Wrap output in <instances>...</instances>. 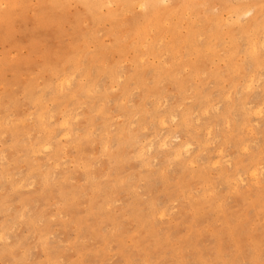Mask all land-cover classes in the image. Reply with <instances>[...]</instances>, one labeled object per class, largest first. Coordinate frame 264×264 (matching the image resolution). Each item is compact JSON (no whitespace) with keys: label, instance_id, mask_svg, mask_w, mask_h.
<instances>
[{"label":"rangeland","instance_id":"obj_1","mask_svg":"<svg viewBox=\"0 0 264 264\" xmlns=\"http://www.w3.org/2000/svg\"><path fill=\"white\" fill-rule=\"evenodd\" d=\"M106 1L0 0V264H264V0Z\"/></svg>","mask_w":264,"mask_h":264},{"label":"bare ground","instance_id":"obj_2","mask_svg":"<svg viewBox=\"0 0 264 264\" xmlns=\"http://www.w3.org/2000/svg\"><path fill=\"white\" fill-rule=\"evenodd\" d=\"M105 1H106V0H105ZM224 1H225V0H224ZM245 1H246V0H245ZM250 1H251V0H250ZM106 2H107V1H106ZM127 2L130 4V2L133 3V0H127ZM157 2H158V0H141L139 4H140V5H146V6H149V7H155V6H157V5H156ZM176 2H178V0H177ZM226 2H227V1H226ZM226 2H224V3H226ZM216 3H217V2H216ZM106 4H108V3H106ZM106 4H105V5H106ZM109 4H110V3H109ZM162 4H163V3H162ZM227 4H228V3H227ZM227 4H225V5H227ZM225 5H224V6H225ZM225 7H226V6H225ZM140 8H141V7H140ZM260 8H261V7H260ZM92 9H93V8H92ZM247 9H248V8H247ZM251 9H252V8H251ZM251 9H250V10L248 9V10L251 11ZM245 10H246V8H245ZM248 10H247V11H248ZM239 11H240V10H239ZM239 11H238V12H239ZM188 12H189V11H188ZM193 12H194V11H193ZM228 12H229V11H228ZM240 12H241V11H240ZM240 12H239V13H240ZM241 13H244V14H241V15H245L246 11H245V12L242 11ZM146 14H147V13H146ZM228 14H229V13H228ZM166 15H168V14H166ZM166 15H165V16H166ZM171 15H172V14H171ZM229 15H230V14H229ZM218 16H219V15H218ZM156 17H157V16H156ZM184 17H185V16H184ZM217 18H218V17H217ZM217 18H216V19H217ZM163 19H164V18H163ZM218 19H219V18H218ZM239 19L241 20V18H239ZM259 19H260V18H259ZM219 20H220V19H219ZM219 22H220V21H219ZM219 22H218V23H219ZM262 22H263V20H262ZM165 23H168V22L165 21ZM182 23H183V22H182ZM219 24H220V23H219ZM258 24H259V26L262 25V24H260V23H258ZM164 25H165V24H164ZM210 25H211V24H210ZM251 25H252V23H251ZM254 25H255V24H254ZM147 26H148V25H147ZM243 26H245V25H243ZM261 27H262V26H261ZM210 28H211V27H210ZM259 28H260V27H259ZM250 29H251V28H250ZM149 30H150V29H149ZM189 30H190V29H189ZM253 30H255V29H253ZM259 30H260V29H259ZM261 30H262V29H261ZM203 31H204V30H203ZM206 31H207V29H206ZM249 31H250V30H249ZM196 32H197V31H196ZM199 32H201V31H199ZM258 32H259V31H258ZM258 32H256L257 35H258ZM115 34H116V33H115ZM218 34H219V33H218ZM253 34H254V33H253ZM261 34H262V33H261ZM261 34H260V35H261ZM214 35H215V34H214ZM244 35H245V34H244ZM249 35H250V34H249ZM254 35L257 36L256 34H254ZM247 36H248V35H247ZM258 37H259V35H258ZM148 38H149V37H148ZM230 38H231V37H230ZM146 39H147V38H146ZM243 39H244V38H243ZM252 39H253V38H252ZM257 39H258V38H257ZM122 40H123V39H122ZM244 40H245V39H244ZM254 40H255V39H254ZM261 40H262V39H261ZM193 41H194V40H193ZM221 41H222V40H221ZM248 41H249V40H248ZM259 41H260V40H259ZM216 42H217V41H216ZM244 42H245V41H244ZM175 43H176V42H175ZM194 43H195V42H194ZM249 43L251 44L250 41H249ZM256 43H257V42H256ZM211 46H212V44H211ZM216 46H217V45H216ZM216 46H215V48H217ZM234 46H235V45H234ZM249 46H250V45H249ZM183 47H184V46H183ZM183 47H182V48H183ZM257 47H258V46H257ZM156 48H157V47H156ZM237 48H238V47H237ZM259 49H260V48H259ZM143 50H144V49H143ZM252 50H254V49L252 48ZM252 50H251V48H250L249 52L252 51ZM254 51H255V50H254ZM258 51H259V50H258ZM236 52H237V50H236ZM252 52H253V51H252ZM252 52H251V53H252ZM261 52H262V51H261ZM164 53H165V52H164ZM253 53H254V52H253ZM253 53H252V54H253ZM255 53H256V52H255ZM255 53H254V54H255ZM198 54H199V53H198ZM249 55H250V54H248V56H249ZM255 55H256V54H255ZM255 55L253 56V58H255ZM260 55H261V54H260ZM257 56H258V54H257ZM232 57H233V56H232ZM248 58H249V57H248ZM248 58H247V60H251L250 58H249V59H248ZM251 58H252V57H251ZM139 59H140V57H139ZM81 60H82V59H81ZM137 60H138V58H137ZM138 61H139V60H138ZM256 61H257V60H256ZM139 62H140V61H139ZM250 62H252V60H251ZM167 64H168V63H167ZM253 64H254V63H253ZM260 65H261V64H260ZM257 69H258V68H257ZM148 70H149V69H148ZM237 70H238V69H237ZM260 72H261V71H260ZM158 73H159V72H158ZM158 73H157V74H158ZM229 73H230V70H229ZM251 74H252V73H251ZM247 75H248V74H247ZM254 75H255V74H254ZM257 75H258V74H257ZM67 76H68V75H67ZM155 76H156V75H155ZM175 76H176V75H175ZM177 76H178V75H177ZM248 76H249V75H248ZM251 76H252V75H251ZM260 76H262V75H260ZM253 77H255V76H253ZM262 77H263V76H262ZM246 78H247V77H246ZM59 79H60V78H59ZM253 79H254V78H253ZM61 80H62V79H61ZM63 80H64V79H63ZM68 81H69V80H68ZM247 81H248V80H247ZM251 81H252V80H251ZM258 81H260V80H258ZM57 82H59V81H57ZM249 83H250V82H249ZM249 83H248V85H249ZM63 84H64V83H63ZM249 87H250V86H249ZM58 88H59V87H58ZM94 88H95V87H94ZM246 88H248V87H246ZM59 90H60V89H59ZM94 90H95V89H94ZM61 91H62V90H61ZM89 93H90V92H89ZM224 95H225V94H224ZM86 97H88V96H86ZM155 105H156V104H155ZM156 106H157V105H156ZM259 108H260V107H259ZM245 111H246V110H245ZM225 112H226V111H225ZM247 113H248V112H247ZM155 114H156V113H155ZM170 115H171V114H170ZM32 116H33V115H32ZM32 116H31V117H32ZM226 116H227V115H226ZM258 116H260V115H258ZM31 119H32V118H31ZM160 120H161V119H160ZM29 121H30V118H29ZM190 124H192V122H191ZM157 125H159V124H157ZM189 127H190V126H189ZM244 129H245V128H244ZM126 136H127V135H126ZM122 142H123V141H122ZM125 143H126V142H125ZM125 143H124V144H125ZM240 143H241V142H240ZM43 144H44V143H43ZM48 144H49V143H48ZM41 145H42V144H41ZM46 146L49 147L48 145H46ZM180 146H181V145H180ZM237 146H238V145H237ZM239 146H240V145H239ZM47 147H45V148H47ZM204 147H205V146H204ZM49 148H51V147H49ZM40 149H41V148H40ZM45 150H47V149H45ZM48 150H49V149H48ZM141 150H142V149H141ZM176 150H177V149H176ZM121 152H122V151H121ZM173 152H174V151H173ZM177 152H178V151H177ZM173 155H174V154H173ZM119 156H120V155H119ZM117 158H118V157H117ZM4 160H5V159H4ZM116 160H117V159H116ZM19 161H20V160H19ZM210 161H211V160H210ZM188 163H189V162H188ZM56 164H57V163H56ZM254 165H255V164H254ZM57 167H58V166H57ZM260 170H261V169H260ZM255 171H256V169H255ZM249 172H250V171H249ZM251 172H253V173H252L253 175L256 174V173H254V170L251 171ZM257 172H258V171H257ZM258 174H259V173H258ZM258 174H257V176H258ZM255 176H256V175H255ZM257 176H256V177H257ZM36 177H37V176H36ZM243 177H244V176H243ZM252 177H253V176H252ZM256 177H255V179H256ZM92 178H93V177H92ZM2 179H3V178H2ZM25 179H26V178H25ZM240 179H241V177H240ZM253 179H254V178H253ZM30 181H31V180H30ZM33 181H34V180H33ZM23 182H24V181H23ZM31 182H32V181H31ZM5 183H6V182H5ZM32 185H33V184H32ZM23 187H24V186H23ZM6 237H7V236H6Z\"/></svg>","mask_w":264,"mask_h":264}]
</instances>
